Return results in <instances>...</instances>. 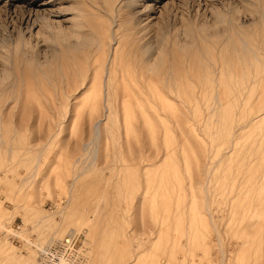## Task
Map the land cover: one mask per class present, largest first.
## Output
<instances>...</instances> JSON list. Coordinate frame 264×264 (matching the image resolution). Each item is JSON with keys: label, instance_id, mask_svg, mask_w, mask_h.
Segmentation results:
<instances>
[{"label": "rangeland", "instance_id": "374dc122", "mask_svg": "<svg viewBox=\"0 0 264 264\" xmlns=\"http://www.w3.org/2000/svg\"><path fill=\"white\" fill-rule=\"evenodd\" d=\"M111 1L0 0V264L74 230L83 264H264V0Z\"/></svg>", "mask_w": 264, "mask_h": 264}, {"label": "bare ground", "instance_id": "6f19581e", "mask_svg": "<svg viewBox=\"0 0 264 264\" xmlns=\"http://www.w3.org/2000/svg\"><path fill=\"white\" fill-rule=\"evenodd\" d=\"M111 1V0H110ZM130 1V4H133L134 1L133 0H129ZM106 2V1H105ZM112 2V1H111ZM116 2V1H115ZM119 2V1H118ZM107 4H109L107 2ZM114 4V3H112ZM112 4L110 6H112ZM108 6V5H107ZM127 8V7H126ZM125 8V9H126ZM107 9V8H106ZM105 9V10H106ZM116 9V8H115ZM131 10V9H129ZM103 11V10H102ZM118 11V10H117ZM116 11V12H117ZM127 11V10H126ZM134 14V13H133ZM40 16V15H39ZM43 16V15H42ZM90 16V15H89ZM97 16V15H96ZM117 16V14H116ZM142 17V15H140ZM114 17V16H113ZM122 17V16H121ZM41 17H38L37 14L35 15V18H34V23L36 22L35 20H42L43 18H46L45 21L47 26L50 27L51 26V21H48L49 17L47 16H43L42 19H40ZM99 18V17H98ZM101 18V17H100ZM103 18V17H102ZM104 19V18H103ZM102 19V20H103ZM144 19V18H142ZM44 20V19H43ZM51 20V19H50ZM78 20V19H77ZM96 20H98L96 18ZM94 20V21H96ZM105 20V19H104ZM116 20V19H115ZM99 21V20H98ZM166 21V20H165ZM116 22V21H115ZM146 22V21H145ZM167 22V21H166ZM188 22V20H187ZM45 23V22H44ZM137 25L139 24L138 20H135V22ZM89 24V23H88ZM149 24V23H148ZM175 24V23H174ZM92 25V24H91ZM82 22L80 20H78V23L75 25L74 29L72 30H69L68 32H63V39L69 41L73 38H77V41H79V44H83L86 42V40H89V39H92V37L90 35H85L83 34V29H82ZM176 26V25H175ZM192 26H193V23H192ZM209 26V25H208ZM52 27V26H51ZM114 27V26H113ZM205 27V26H204ZM203 27V28H204ZM72 28V27H70ZM64 29V28H63ZM172 29V28H171ZM171 29L169 30H164V29H160V31H158V35L160 36L161 40L167 38L169 36V33L171 31ZM147 30V29H146ZM62 31L63 30H60L61 34H62ZM134 32V31H133ZM189 30H186V35L189 34ZM150 33V32H149ZM176 33V32H175ZM192 33V32H191ZM190 33V34H191ZM22 35V32L20 33ZM137 37H139L141 39V37L143 38V35H142V32H140V27L139 29L134 33ZM179 36L180 34L177 33ZM182 34V33H181ZM184 34V33H183ZM189 34V35H190ZM52 35V34H51ZM185 35V34H184ZM185 35V36H186ZM61 36V35H60ZM170 36H172L170 34ZM184 36V37H185ZM191 36V35H190ZM194 36V34H193ZM110 40H109V44H110V47L111 46H114L113 47V50H111L108 54H107V58L105 57V60L103 61V63L99 64L98 65V68L99 67H102L104 66V76H103V90H104V86H105V90H106V93H105V90H104V94H106V96H103L104 99H103V108H105V111H104V115L103 116H100L98 118H96L93 123H92V126H93V129H94V135L96 140L99 141L100 138L103 136V133H104V129L106 128V124L107 122L111 119L112 117V114L111 112H113V107L111 105V98H110V93H111V88L113 86V78L116 76V70L118 68V63H121L122 61H124L123 59H125L127 57V54L126 53H122L120 54L119 51H120V48L122 47V44H123V40L121 39V37H118L116 35V33H111L110 34ZM146 37V36H145ZM144 37V38H145ZM154 37V36H153ZM178 37V36H177ZM183 37V36H182ZM48 38V37H47ZM53 38V37H51ZM55 38V37H54ZM181 38V37H180ZM186 38V37H185ZM184 38V39H185ZM192 38V37H191ZM56 39V38H55ZM139 39V40H140ZM146 39V38H145ZM144 39V40H145ZM148 39V38H147ZM188 39V37L186 38V40ZM23 40V39H22ZM63 40V43L64 41ZM150 40V39H149ZM178 40V39H177ZM182 40V38H181ZM23 41H26L25 39ZM55 42V41H53ZM249 42V41H248ZM28 43V42H27ZM180 43V42H179ZM154 43H152V41H148V42H145V43H142V51L143 53L145 54L146 58H145V61L144 62H147L148 63V69L149 70H155L157 69V67L159 66V63L163 61V54L164 52L166 51L167 48H169V46H167V48H165V45L163 44H160L159 45V48H158V57L157 59H152V57L154 56L155 57V53H153V50H154V46H153ZM177 44V43H176ZM169 45V44H168ZM184 45V44H183ZM248 44L245 42L243 43V48H245ZM69 46V45H68ZM158 46V45H157ZM157 46H156V49H157ZM25 47V46H24ZM175 47V46H174ZM176 48V47H175ZM80 50V49H79ZM89 50V49H88ZM235 51V50H234ZM167 52V51H166ZM165 52V53H166ZM93 57V56H92ZM71 58V57H70ZM258 59V58H257ZM69 60V59H68ZM209 63V62H208ZM129 67V66H128ZM166 67V66H165ZM160 70V69H159ZM213 71V70H212ZM97 73H98V70H97ZM106 73H107V77L105 78L106 76ZM177 74V73H176ZM179 76V75H177ZM97 77V76H96ZM173 77V76H172ZM119 79V78H118ZM151 79V78H150ZM149 82V80H148ZM70 83V82H69ZM88 83V82H87ZM92 83V82H91ZM136 83V82H135ZM151 84V83H150ZM124 85V84H123ZM86 87V86H85ZM85 87L83 89H85ZM91 87V86H90ZM173 87V86H172ZM116 88V87H115ZM71 89V88H70ZM87 89V88H86ZM142 89V88H141ZM140 89V90H141ZM80 90V89H79ZM90 90V88H89ZM82 91V90H80ZM142 91V90H141ZM145 91V90H144ZM84 92V91H83ZM97 92V91H96ZM82 92H80L81 94ZM135 93V92H134ZM85 94V93H84ZM83 94V95H84ZM82 95V94H81ZM155 96V95H154ZM97 97V96H96ZM82 98V97H81ZM73 99V98H72ZM83 99V98H82ZM150 99V98H149ZM152 99V97H151ZM164 99V98H163ZM84 100V99H83ZM128 100V99H127ZM119 101V100H118ZM162 101V100H161ZM94 102V101H93ZM101 102V101H100ZM99 104V103H98ZM101 104V103H100ZM152 105V104H150ZM157 105V104H155ZM126 107V106H124ZM92 108V107H91ZM98 109V108H96ZM115 109V108H114ZM78 110V109H77ZM159 111V110H158ZM157 111V113H158ZM79 113V112H78ZM160 113V112H159ZM161 114V113H160ZM260 115V114H259ZM89 118V117H88ZM255 119V117H254ZM90 124V123H89ZM91 126V125H90ZM93 139V138H92ZM98 150H96V152L93 154V159H96L97 158V155H98ZM37 166V165H36ZM37 168V167H36ZM36 172V171H34ZM56 238V237H55ZM55 238H51L49 241L55 239ZM48 241V242H49ZM42 244H40L38 246V248L41 246Z\"/></svg>", "mask_w": 264, "mask_h": 264}, {"label": "built area", "instance_id": "2783aa9c", "mask_svg": "<svg viewBox=\"0 0 264 264\" xmlns=\"http://www.w3.org/2000/svg\"><path fill=\"white\" fill-rule=\"evenodd\" d=\"M79 239L75 230L56 236L38 248L35 264H83Z\"/></svg>", "mask_w": 264, "mask_h": 264}]
</instances>
